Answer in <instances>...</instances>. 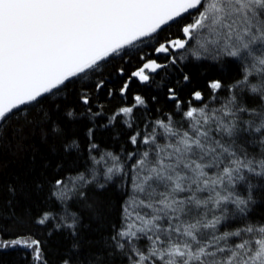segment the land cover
<instances>
[{
    "label": "snow or ice",
    "instance_id": "obj_1",
    "mask_svg": "<svg viewBox=\"0 0 264 264\" xmlns=\"http://www.w3.org/2000/svg\"><path fill=\"white\" fill-rule=\"evenodd\" d=\"M13 150L32 168L0 205V264H53L56 237L55 264H264V0H0Z\"/></svg>",
    "mask_w": 264,
    "mask_h": 264
},
{
    "label": "trees",
    "instance_id": "obj_2",
    "mask_svg": "<svg viewBox=\"0 0 264 264\" xmlns=\"http://www.w3.org/2000/svg\"><path fill=\"white\" fill-rule=\"evenodd\" d=\"M172 32L175 33L176 29L173 28ZM149 55H152L154 58V54L149 52ZM162 62V61H158ZM135 67V64H133L129 71L132 70V68ZM164 73L161 72V76H163ZM156 83H161L160 77H157ZM120 83L119 81H116L114 84L110 85V87L119 88ZM132 92L138 93L146 98L151 97L152 95L156 94L157 92L161 93L160 96V104L155 105L156 107H160L164 104V99L162 96L163 88H157L155 84H152L150 88L142 85L134 84L132 86ZM105 104V108L108 110H111L112 108L116 107L120 103L119 96L116 97L115 100H113L111 103L105 101H102ZM168 109L165 108V111ZM107 136L108 134L105 133V140L107 142ZM36 149L39 150L41 155H44L47 153V149L40 145L38 142L35 145ZM118 145H112L111 149L118 150ZM32 168V152L29 151H6V152H0V205L3 204L4 200H7L9 197V194L7 192V186L9 184H13L17 181L18 178L25 177L27 172ZM40 170H37L35 175L31 179H35L39 177ZM95 196L104 204L106 208V219L108 221L116 220L119 214V205L121 203L122 197L120 196L119 192L114 188H109L105 192L100 193H94ZM39 207H42V205H37L32 209V214L36 215ZM18 216L24 215V208L23 206L18 207L16 209ZM255 219L261 220L264 219V205L257 206L255 209ZM25 227H34L32 225H29L25 223ZM0 227H6V228H13L16 227L15 222L9 219H0ZM58 244H61V238L56 237L54 238V241L52 243L53 252L50 256V259L52 260L53 264H55L56 260L58 259L57 255L55 254V248ZM7 259V258H5Z\"/></svg>",
    "mask_w": 264,
    "mask_h": 264
}]
</instances>
